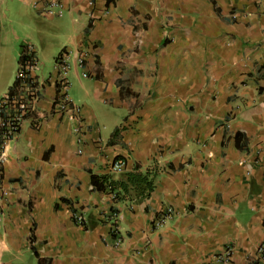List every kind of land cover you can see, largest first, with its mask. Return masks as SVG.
<instances>
[{"label": "crops", "instance_id": "crops-1", "mask_svg": "<svg viewBox=\"0 0 264 264\" xmlns=\"http://www.w3.org/2000/svg\"><path fill=\"white\" fill-rule=\"evenodd\" d=\"M31 2L39 17L65 18L52 46L79 112L51 113L59 75L39 70L35 45L18 48L3 0L0 99L32 47L44 120L5 152L0 264H250L264 238V0H61V15ZM117 158L125 165L109 172ZM153 162L148 200L90 189L91 175L122 181ZM111 207L119 248L104 221ZM165 208L173 214L153 230Z\"/></svg>", "mask_w": 264, "mask_h": 264}, {"label": "built area", "instance_id": "built-area-1", "mask_svg": "<svg viewBox=\"0 0 264 264\" xmlns=\"http://www.w3.org/2000/svg\"><path fill=\"white\" fill-rule=\"evenodd\" d=\"M2 1L3 0H0V4ZM48 7L47 12L49 14H53V10L56 9L55 14L61 15V0H49ZM26 55L29 57L18 63L16 72L17 84L15 83L13 90L0 99V191L2 168L5 162V152L9 143L18 137L25 125L37 129L42 125L44 120L43 116L37 113L36 107L41 98V85L34 77H31V72L34 67L38 65V60L35 58L32 47L27 48ZM54 68L59 75V80L57 81L58 95L51 104V113L65 117L76 116L79 112V108L73 105L72 101L67 96L69 82L64 76L68 69L65 59L62 58L60 61H57ZM124 165L125 162L122 159H117L110 165L108 170L109 172H115ZM109 197L113 201V196L110 195ZM172 214L173 211L170 208H165L160 215L152 221V229L157 230L161 228ZM117 218V213L111 214V219L104 218V221L109 225V237L111 238L110 246L112 248H119L123 245V238L120 236L117 226ZM72 219V222L76 226L83 227L84 223L80 215L73 213ZM231 254L232 249L226 247L222 258H219V260L228 263ZM251 262L255 264L264 263V238L250 261V264Z\"/></svg>", "mask_w": 264, "mask_h": 264}, {"label": "rangeland", "instance_id": "rangeland-1", "mask_svg": "<svg viewBox=\"0 0 264 264\" xmlns=\"http://www.w3.org/2000/svg\"><path fill=\"white\" fill-rule=\"evenodd\" d=\"M32 0H7L5 11L10 18V33L20 38L19 45L33 44L38 50L39 70L48 74L53 71L54 58L60 53L52 44L61 37L57 33L63 19L46 20L34 10Z\"/></svg>", "mask_w": 264, "mask_h": 264}, {"label": "trees", "instance_id": "trees-1", "mask_svg": "<svg viewBox=\"0 0 264 264\" xmlns=\"http://www.w3.org/2000/svg\"><path fill=\"white\" fill-rule=\"evenodd\" d=\"M26 50L27 47L22 48V52L18 62L23 61L29 57L25 54ZM60 57H61V53H59L58 56L54 59L55 63L61 60ZM13 86L11 87L10 92L11 90H13ZM119 133H120V128L115 129L108 144H113L114 142H116ZM237 142H238V136H237ZM158 175L159 172L154 162L148 168H143L139 164H135L133 166V169L127 174H125V178L122 181H114L108 174L91 175L90 189L91 191H95L98 193H104L109 196L112 195L113 203L132 201L131 200L132 196H135V198L137 199L148 200L155 189V180ZM72 213L75 212L72 211ZM114 213H117V211L114 207H111L110 212L105 217L107 219H111V214ZM263 228H264V223H263ZM32 234H33V230L31 232V236ZM251 264H255V263L251 262Z\"/></svg>", "mask_w": 264, "mask_h": 264}]
</instances>
